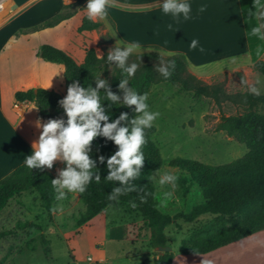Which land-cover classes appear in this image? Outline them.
<instances>
[{"label": "rangeland", "instance_id": "374dc122", "mask_svg": "<svg viewBox=\"0 0 264 264\" xmlns=\"http://www.w3.org/2000/svg\"><path fill=\"white\" fill-rule=\"evenodd\" d=\"M10 1L13 3H9L12 16L29 11L13 26L12 39L0 52V65L10 66V71L3 68L1 72L6 103L13 105L16 89L29 90L33 82L40 84L41 89L53 90L63 97L67 95L65 68L59 62L45 61L40 57L44 44L64 50L79 61L83 60L88 49H94L97 56L102 57L115 47L123 48V44L133 41L146 46L134 54L153 52L147 35L146 5L119 7L109 3L108 15L103 19H94L100 23V28L92 32H78L81 19L86 15L81 10L86 2L77 5L75 0ZM56 1L59 4L57 13L52 6ZM126 2L134 3L130 0ZM63 6L68 7L63 9ZM60 12L69 19L54 28L43 27L45 21ZM31 21L33 26L16 27ZM256 23L255 20L252 27ZM235 34L238 36L239 31ZM250 40L251 55L241 54L235 59H224L216 66L200 67L202 70L189 65L188 72L209 85L222 83L225 92L230 95L249 92V88L255 86L259 90L257 96L264 97V76L253 69L256 61H264V41L254 35ZM148 102L149 110L160 114L153 122L156 130L152 138L159 147L162 165L151 179L152 185L167 196L159 199L160 209L171 216L188 213L200 203L201 192H196L194 188L188 197L182 198L184 187L177 181L175 188L161 185L159 176L171 173L178 178L179 169L170 166L175 159L223 165L241 158L246 153L244 145L220 131L218 125L222 117L241 115L246 108L228 101L218 106L210 98L196 97L192 92L166 83L150 89ZM254 110L264 116V102ZM11 116L13 121L21 124L20 132L32 147L41 134L37 122L42 125L47 121L38 116L33 103L27 104L24 118L17 117L13 112ZM59 162L63 163L62 167H55ZM65 167V162L58 159L49 170L57 178ZM84 211L85 206L77 193H68L65 199L57 200L50 213L44 209L37 193L26 191L15 195L0 212V232L5 233L0 240V264H141L147 253L155 250L150 246V232L143 227L141 216L130 208H107L103 214L79 225ZM216 228V218L204 215L191 224L176 219L165 233L171 242V250L177 252L183 241H198ZM263 248L264 230L226 247L231 257L243 258L242 264H263ZM88 257L92 261H88Z\"/></svg>", "mask_w": 264, "mask_h": 264}, {"label": "trees", "instance_id": "16d2710c", "mask_svg": "<svg viewBox=\"0 0 264 264\" xmlns=\"http://www.w3.org/2000/svg\"><path fill=\"white\" fill-rule=\"evenodd\" d=\"M74 4L86 2L75 0ZM264 4V3H263ZM68 6H63V9ZM69 19L60 12L44 22L43 27L54 28ZM100 23L88 20L86 15L81 19L78 32H92L100 28ZM264 41V40H263ZM123 49V48H122ZM107 54L98 57L94 49H88L82 61L77 60L68 52L50 44L41 46L40 57L45 61L59 62L65 68L64 79L66 88L77 82L81 87L95 88L97 78L106 81L107 90L118 95L120 102L113 103L106 99V90L100 89L101 105L110 114V121L126 113L129 120L137 115L134 106L122 103L124 91L118 85L125 74L116 67L115 62L107 61ZM161 59L175 61L172 75L165 80L156 71ZM136 62L139 68L136 74L128 78V87L140 93H147L153 86L160 83L177 85L182 91L192 92L196 97L210 98L220 106L223 102H231L245 107L241 115L222 117L218 129L228 137L244 145L246 153L228 164L205 165L188 159H175L170 163L179 169L177 182L184 187L182 198L188 197L195 188L201 192V201L193 206L188 213L171 216L160 209V198L165 194L156 189L151 179L160 170L162 159L158 145L153 141L155 127L146 130L147 143L142 146L144 164L140 175L130 181L133 190L121 194L116 200H109L108 195L114 187H120L118 181H108L106 163H101L100 156L105 161L117 147L103 137L95 138L91 145L89 156L96 161V172L100 176L99 183L90 182L84 193H77L85 211L81 215L79 225H84L94 217L103 214L107 208L126 206L137 212L142 218L143 227L150 232V246L170 247V240L166 229L176 219L191 224L204 215L216 218L217 228L209 231L198 241H183L180 252L184 255H204L217 249L231 245L255 233L264 230V116L254 110L258 104L264 102L263 96L252 93L227 94L222 83L209 85L188 72L184 56L163 57L157 53L133 54L127 64ZM256 73L264 76V61L258 60L253 64ZM64 97L53 90L29 89L15 93L18 102L33 103L38 116L45 121L49 119H63L67 117L59 101ZM149 104V102L147 101ZM127 123V122H122ZM56 179L46 167L28 169L24 164L14 169L8 176L0 180V212L7 202L15 195L32 191L41 198L44 209L50 213L56 203L57 193L51 181ZM167 197V196H166ZM5 233L0 232V240ZM153 264H171L172 252L159 256Z\"/></svg>", "mask_w": 264, "mask_h": 264}, {"label": "clouds", "instance_id": "9594fccd", "mask_svg": "<svg viewBox=\"0 0 264 264\" xmlns=\"http://www.w3.org/2000/svg\"><path fill=\"white\" fill-rule=\"evenodd\" d=\"M163 14L170 15L179 22L190 18L192 6L189 0H157ZM109 0H86V5L81 8L86 13L88 20L103 19L108 15ZM254 11L249 10L247 15L254 18L257 23L251 28V34L264 40V4L254 0ZM203 11V8L200 9ZM171 27V25H169ZM198 41L192 39L189 47L196 48ZM115 47L107 55V61L115 62L116 67L122 69L124 78L119 82V89L124 91L122 103L125 106H134L135 118L129 120L126 113H121L118 118L110 121V114L106 113L101 105L100 89L106 90V99L117 103L120 97L107 90L106 81L97 78L95 88L81 87L73 82L67 89V95L59 101L66 114L63 119H49L47 123L40 124L41 134L37 142L32 145L30 154L24 157V166L28 169H41L53 167L56 160L65 162L66 167L59 172L56 179L51 181L57 193L56 199H65L68 193H84L87 186L95 180L99 183L100 176L95 174L96 161L90 158L89 151L92 141L97 137L111 141L117 150L105 161L100 156L101 163H106L108 175L106 180L118 181L120 187H114L108 195L109 200H116L121 194L132 191L130 181L140 175L144 164L142 146L147 143L146 130L150 129L153 122L159 117V112L149 110L147 93H140L128 87L129 79L133 77L139 64H127L130 56L138 52L142 46L133 41ZM203 52L204 49L200 48ZM171 56L172 53H167ZM231 59H235L234 57ZM175 68V61L161 59L155 71L167 80ZM249 92L259 95L257 87L252 86ZM127 122V123H122ZM177 176L164 173L159 176V184L176 186ZM170 195V193H168Z\"/></svg>", "mask_w": 264, "mask_h": 264}, {"label": "crops", "instance_id": "0c3cea01", "mask_svg": "<svg viewBox=\"0 0 264 264\" xmlns=\"http://www.w3.org/2000/svg\"><path fill=\"white\" fill-rule=\"evenodd\" d=\"M32 1L34 0H30L29 3ZM126 1L128 0H109V3L117 4L119 7L125 5H146L148 9L146 13L147 35L149 46L151 47L150 50L154 53H164L165 55H167L166 52L172 53V55L180 54V56H184L187 68L189 65L195 66L198 69L204 66H216L224 59L237 57L241 54L251 55V28L255 19L249 18L247 13L249 10H255L254 0H189L192 6L190 18L184 20L181 17L179 22L173 20L170 15L163 14L157 4V0H130L134 3ZM257 2L263 4L264 0H257ZM52 6L55 7L56 13L59 12L57 1ZM201 8L206 9L207 12H204V10L200 11ZM28 11L14 16L10 14L6 22L0 26V52L4 49L2 47L5 46L7 41L12 39L14 34V30H12L13 26L28 15ZM117 21L119 22L118 19ZM33 25L34 23L31 21L30 24L16 27L27 28ZM236 31H239L238 36L235 34ZM192 39L198 41L197 47L194 49L189 47ZM200 48H203L204 51L201 52ZM3 68L10 71V66L6 67V65H3L2 67L0 65V180L24 164V157L30 154L32 150V147L20 132L21 124L18 121H13V117L11 116V112H13L17 117L24 118L28 103H19L15 99L13 105L6 103V96L3 95L1 83ZM9 78H12L11 74ZM39 88H41L40 84L36 82L31 84V89ZM26 90L16 89L15 93ZM62 165L63 163L59 162L55 167H62ZM47 170L49 169L47 168ZM109 238L111 239L110 236ZM226 247L204 255H184L180 250L177 252L171 250L173 254L171 264H242L243 258L239 257L236 259L235 257H231ZM153 252L156 251L151 249V252L147 253V257L141 264H153L156 259ZM106 263L109 264L108 262Z\"/></svg>", "mask_w": 264, "mask_h": 264}, {"label": "built area", "instance_id": "2783aa9c", "mask_svg": "<svg viewBox=\"0 0 264 264\" xmlns=\"http://www.w3.org/2000/svg\"><path fill=\"white\" fill-rule=\"evenodd\" d=\"M10 2H11L10 0H0V26L3 23V21H5L11 14V11L9 9V7L11 6L9 5ZM15 107L18 111L21 112V110L17 108V106ZM88 261H92V258L88 257ZM93 264H97V263H93Z\"/></svg>", "mask_w": 264, "mask_h": 264}, {"label": "water", "instance_id": "95a60500", "mask_svg": "<svg viewBox=\"0 0 264 264\" xmlns=\"http://www.w3.org/2000/svg\"><path fill=\"white\" fill-rule=\"evenodd\" d=\"M156 252L159 254V256L165 254V253H169L171 252V248L170 247H157Z\"/></svg>", "mask_w": 264, "mask_h": 264}, {"label": "bare ground", "instance_id": "6f19581e", "mask_svg": "<svg viewBox=\"0 0 264 264\" xmlns=\"http://www.w3.org/2000/svg\"><path fill=\"white\" fill-rule=\"evenodd\" d=\"M11 3V2H10Z\"/></svg>", "mask_w": 264, "mask_h": 264}]
</instances>
